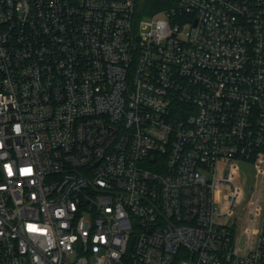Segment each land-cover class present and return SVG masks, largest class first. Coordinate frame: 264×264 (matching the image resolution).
<instances>
[{"label":"built area","instance_id":"built-area-1","mask_svg":"<svg viewBox=\"0 0 264 264\" xmlns=\"http://www.w3.org/2000/svg\"><path fill=\"white\" fill-rule=\"evenodd\" d=\"M174 1L0 0V264H264V0Z\"/></svg>","mask_w":264,"mask_h":264},{"label":"trees","instance_id":"trees-1","mask_svg":"<svg viewBox=\"0 0 264 264\" xmlns=\"http://www.w3.org/2000/svg\"><path fill=\"white\" fill-rule=\"evenodd\" d=\"M174 3V0H137V15H152Z\"/></svg>","mask_w":264,"mask_h":264},{"label":"rangeland","instance_id":"rangeland-1","mask_svg":"<svg viewBox=\"0 0 264 264\" xmlns=\"http://www.w3.org/2000/svg\"><path fill=\"white\" fill-rule=\"evenodd\" d=\"M241 208H242V205L241 204H239L236 208H235V211L237 212V211H240L241 210Z\"/></svg>","mask_w":264,"mask_h":264}]
</instances>
